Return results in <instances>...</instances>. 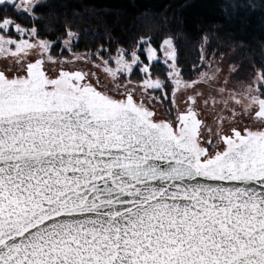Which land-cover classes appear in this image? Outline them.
<instances>
[{"label":"snow or ice","instance_id":"1","mask_svg":"<svg viewBox=\"0 0 264 264\" xmlns=\"http://www.w3.org/2000/svg\"><path fill=\"white\" fill-rule=\"evenodd\" d=\"M47 6L0 0V264H264V59Z\"/></svg>","mask_w":264,"mask_h":264},{"label":"trees","instance_id":"2","mask_svg":"<svg viewBox=\"0 0 264 264\" xmlns=\"http://www.w3.org/2000/svg\"><path fill=\"white\" fill-rule=\"evenodd\" d=\"M47 5L44 18L55 28L62 29L63 20L68 19L74 22V30L87 29L105 38L110 33L125 47L140 35L152 36L158 47L160 39L171 34L177 39L180 64L186 70L205 35L214 49L235 48L245 66L264 59V37L242 33V22L226 13L223 0H47ZM59 34L52 31L50 38ZM101 42L97 38L91 47Z\"/></svg>","mask_w":264,"mask_h":264},{"label":"rangeland","instance_id":"3","mask_svg":"<svg viewBox=\"0 0 264 264\" xmlns=\"http://www.w3.org/2000/svg\"><path fill=\"white\" fill-rule=\"evenodd\" d=\"M224 9L233 20L242 22L241 32L252 35H261L264 37V3L262 0H223ZM239 5V6H238ZM241 19V20H240ZM224 51L230 58L241 62L236 56L235 48L219 49ZM162 58V54H161Z\"/></svg>","mask_w":264,"mask_h":264}]
</instances>
